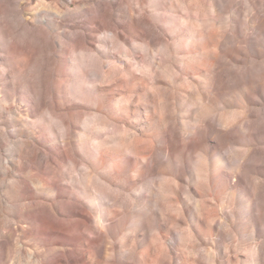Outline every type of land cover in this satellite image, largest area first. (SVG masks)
<instances>
[{"label": "rangeland", "instance_id": "obj_1", "mask_svg": "<svg viewBox=\"0 0 264 264\" xmlns=\"http://www.w3.org/2000/svg\"><path fill=\"white\" fill-rule=\"evenodd\" d=\"M0 264H264V0H0Z\"/></svg>", "mask_w": 264, "mask_h": 264}]
</instances>
